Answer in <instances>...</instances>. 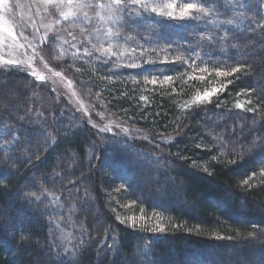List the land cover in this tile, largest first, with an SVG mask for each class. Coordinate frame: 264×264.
<instances>
[{
  "label": "trees",
  "instance_id": "16d2710c",
  "mask_svg": "<svg viewBox=\"0 0 264 264\" xmlns=\"http://www.w3.org/2000/svg\"><path fill=\"white\" fill-rule=\"evenodd\" d=\"M192 1L204 11L190 22L149 13L135 2L124 13L136 45L141 38L156 65L118 72V61L98 59L102 64L78 74L69 62L61 65L95 110L150 141L101 137L65 108L49 137L45 120L22 100L25 90L16 95V111L0 106V264H33L42 252L45 264H176L192 256L209 264L200 247L240 245L246 256L252 246L264 248V213L250 210L264 212V161L255 162L264 155V0ZM125 47L131 51L132 43ZM154 47L167 53H151ZM176 64L193 78L160 75ZM145 71L149 75H141ZM225 73L210 102L186 104ZM238 94L247 99L243 107L232 105ZM75 125L80 132H69ZM252 126L256 143L247 154ZM167 164L173 170L157 174L165 187L161 198H143V177ZM177 183L197 216L168 205L177 195L166 189ZM226 191L236 197L231 203ZM15 192L20 196L9 204ZM240 199L244 211L236 208ZM90 205L103 217L101 226L85 211ZM229 206L241 223L225 216Z\"/></svg>",
  "mask_w": 264,
  "mask_h": 264
},
{
  "label": "rangeland",
  "instance_id": "374dc122",
  "mask_svg": "<svg viewBox=\"0 0 264 264\" xmlns=\"http://www.w3.org/2000/svg\"><path fill=\"white\" fill-rule=\"evenodd\" d=\"M134 2L149 13L182 22L195 20L204 11L192 0H0V106L16 111L20 107L17 100H21L17 99L16 95L25 90L26 93L23 94L25 96L22 97V100L31 101V114L45 120L49 137L53 122L62 108H65L101 137L109 136L121 141H150V135L140 134V132L127 128L106 110L102 113L95 110L94 105L76 90L74 79L61 69L63 61H67L73 66V74H78L87 65L90 68L95 64H102L97 62L98 59H101L103 63L113 60L116 66L119 62L116 69L118 72H132L133 69L144 70L148 66L156 65L157 59L143 48L141 38H139L140 47L136 45L133 37V35L137 36L136 30H132L123 22L124 13L133 9ZM145 34L146 40H148L151 32ZM127 41L132 43L131 51H127L125 47ZM157 51L167 53L166 50L155 47L152 48L151 53ZM137 53H140L142 58H135ZM148 57L152 59L146 60ZM188 70L186 67L179 68L176 64L158 71L161 72L160 75L165 73L169 78L173 77L175 80L180 75L178 72L193 78ZM149 73L145 71L141 75H149ZM227 74H220L217 80L209 83L203 91L191 94L186 104L193 106L205 105L210 102L215 95L219 94L220 82L227 79ZM10 75L13 78L9 77ZM134 76L136 74L127 78L133 80ZM81 83L88 84L84 81ZM238 95L237 98H240V101L232 102V105L243 107L244 104H247V99L241 94ZM33 118L35 120V117ZM217 121L219 122V120ZM215 123L216 119L212 120L211 127H214ZM73 128L75 130L71 129L69 132H80L79 126L75 125ZM254 128L250 131L253 139L249 150L247 149V154L256 143ZM250 156L247 157L255 161L254 157L250 158ZM255 158L256 163L261 164L264 161V155ZM162 166L159 171L155 170V175L148 173L143 177L141 183L147 190V193L142 194L143 198H161L158 194L163 193L165 187L162 183L161 186L157 184L159 182L157 174L161 171L173 170L170 164ZM104 169V166L101 167L100 173H104ZM164 179V181L172 182L168 176H165ZM138 186L140 187V185ZM131 187L133 189V185ZM21 189L19 188V190ZM167 190L177 195L174 202L168 203V205L173 204L185 212L197 216L195 206L184 202L180 184L170 185ZM225 193L228 203H231L234 200V194L232 191ZM19 196L20 192L13 193L8 203L11 204ZM240 200V205L236 208L239 211H244L242 199ZM252 206L250 210L253 214L262 217L264 212L258 206ZM227 209L225 216L235 222L243 221L236 217L230 206ZM85 211L96 217L97 226L103 224V217L98 216V211L94 206H86ZM135 217L138 216L135 215ZM29 221L31 222V220ZM142 223L145 222L142 220ZM212 247H200L201 252L209 254L211 260L209 264H259V259H264V248L255 249L252 246L249 249L250 253L246 256L243 255L244 249L240 245L222 250ZM40 250L38 248V253ZM217 252L224 256L219 257ZM41 255H44L43 252L38 254V257L36 255L33 264L46 263L44 256L41 257ZM197 257L192 256V258L188 257L183 261L179 260V263L177 260L174 262L176 264H201L197 261Z\"/></svg>",
  "mask_w": 264,
  "mask_h": 264
}]
</instances>
